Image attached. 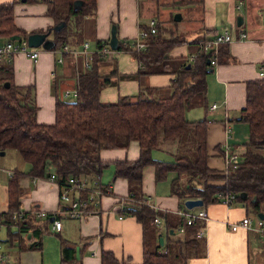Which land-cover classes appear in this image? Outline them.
I'll return each mask as SVG.
<instances>
[{
  "label": "trees",
  "instance_id": "1",
  "mask_svg": "<svg viewBox=\"0 0 264 264\" xmlns=\"http://www.w3.org/2000/svg\"><path fill=\"white\" fill-rule=\"evenodd\" d=\"M43 1L55 24L64 22L58 29L50 27L44 30H49L48 37L55 44L53 48L81 41L85 31L82 25L85 19L94 17L96 0ZM170 2L180 6L202 0ZM37 31L43 32H32ZM29 33L14 24L13 2L0 3L2 41L13 35L26 37ZM183 40L163 36L158 30L146 39L144 49H132L131 40H118L117 50L128 51L139 63L137 71L131 76L138 79L151 73L167 72L174 77L167 95L157 94L156 87L141 85L134 96L124 95L105 103L99 99L100 90L114 83L116 68L114 66L108 74H99L98 70L110 54L99 52L108 45V41L96 40L94 53H82L88 65H84L86 68L76 75L77 96L68 100L53 90L52 123L36 120L35 86L14 83L12 63L0 62V151L16 149L21 158L30 163L29 175L48 178L50 173H54L58 188L70 175L95 177L108 163L100 159V149L125 148L130 141H137L138 157L135 160L114 161L113 175L124 177L128 182V194L123 198L120 211L134 216L141 224V264H186L189 255L203 247L205 240L204 236L197 235L203 227L202 221L186 224L181 215L173 218L175 214L169 213L164 215L167 239L164 238L162 244L159 239L156 242L153 217L161 212L146 202L147 197L142 191V170L146 165L154 167L155 180L169 178L171 191L177 194L181 203L186 198L196 197L208 203L218 200L217 192H232L236 194L235 201H240L247 209L255 213L264 212V154L260 150L264 147V76L246 82L245 104L239 116L248 124L245 152L236 164L229 165L227 169L210 167L207 163L208 119L188 120L184 111L196 96L205 97L206 75L209 72L207 59L211 52H198L192 62L170 57L169 49ZM190 44L196 46L194 52H197L196 39ZM187 63H190L189 67H186ZM170 140L176 141L172 159H154L152 150ZM21 189L17 175H12L6 187L8 209L1 212V222L8 228L15 227L10 237L16 235L18 244L30 232V242L23 247L40 248L41 236L48 230L49 216H39L35 209L16 210ZM243 191L246 196L241 199L239 193ZM14 211L18 213L15 219L12 218ZM179 225L184 227V232L175 237L174 231ZM160 247L165 248V252H159ZM60 253V264H72L73 247L65 240L61 243ZM5 264L18 262H8L7 259ZM100 264H118V261L110 250L102 249Z\"/></svg>",
  "mask_w": 264,
  "mask_h": 264
},
{
  "label": "crops",
  "instance_id": "2",
  "mask_svg": "<svg viewBox=\"0 0 264 264\" xmlns=\"http://www.w3.org/2000/svg\"><path fill=\"white\" fill-rule=\"evenodd\" d=\"M10 1L13 2V22L25 32L44 31L54 26L55 20L48 13L45 1L0 0V3ZM163 2L169 4L167 1ZM158 4L156 0H96L94 17L85 19L82 25L85 30L83 39L77 43L66 44L79 51L82 48V41L86 40L87 52L94 53L97 49L96 40L108 41L113 24L118 40H132L137 35L139 27L148 18L153 17L151 13L155 12ZM186 5L189 6L187 9L189 13L181 11V19H188L187 24L190 26L186 28V33L199 32L194 38L196 40L203 36H211L223 27H235L247 34L244 39H234L219 46L216 63L206 75V93L205 97H201V105L190 109L192 106L189 104L184 111V116L188 120L208 119L207 163L210 167L222 169V148L226 140L225 123L231 128L227 140L231 151L241 157L247 147L248 124L239 119V116L240 109L245 104L246 82L261 78L260 70L264 74V0H202ZM238 14L242 16L240 25L236 24ZM169 35L180 38L171 33ZM192 40L184 39L175 44L169 49L168 55L188 61L189 55L196 48L194 44H190ZM123 52L130 56L119 54ZM109 56L98 70L99 74H108L114 66L116 73L114 83L101 88L99 94L101 102H111L124 95L132 97L141 85L156 87L159 95H167L170 92L169 85L174 74L151 73L137 79L131 75L137 71L139 63L128 51L114 50ZM56 57L57 54L51 49L40 47L35 61L23 52L13 53L10 61L13 66L14 83L35 86V100L38 105L36 120L40 123L54 121V91L62 97L64 89L75 87L77 73L86 68L82 52L77 54L67 52L61 62H57ZM124 58L129 62L134 61L135 64L125 65ZM53 70L54 74H51ZM213 103L217 106L210 110L209 106ZM187 112L190 113V117L186 115ZM175 145L174 140L164 141L158 148H167L166 151L170 153L172 159ZM138 154L139 146L134 140L125 148L100 149V159L108 163L103 166L96 181L101 186L109 188V192L101 196L97 212L84 219L61 216V228L58 231L50 228L49 220L48 230L41 236L40 248L23 247L30 242V232H27L18 244L16 235L10 237L15 227H6L1 222L0 215V250L8 262L60 264L61 243L65 240L73 247L72 264H100L102 249L110 250L118 264H141L143 253L141 224L134 216L120 211L121 199L128 194V182L124 177L113 175L114 161L135 160ZM17 159L14 170H0V214L8 209L6 187L12 175H17L18 184L22 188L16 210L40 209L52 214L58 207L57 183L47 178L29 175L30 163L26 161L25 164L21 156L20 158L17 156ZM8 171H12V174ZM167 179L155 180L152 165H146L142 170V191L148 202L161 212L157 215L162 221L154 222L156 242L159 236L163 239L167 237L164 215L172 213L175 214L174 216L171 214L175 218L176 211L184 208L177 194L171 191L170 180L168 182ZM199 207L205 209L209 217L203 234L204 245L196 253L189 255L186 264H264V233L244 227L233 230L224 221L225 219L238 221L245 215L257 213L247 209L240 201H234L226 206L216 200L203 203ZM174 235L178 237L181 233L178 236L175 233Z\"/></svg>",
  "mask_w": 264,
  "mask_h": 264
},
{
  "label": "built area",
  "instance_id": "3",
  "mask_svg": "<svg viewBox=\"0 0 264 264\" xmlns=\"http://www.w3.org/2000/svg\"><path fill=\"white\" fill-rule=\"evenodd\" d=\"M241 1H239L238 7H240ZM158 19L156 17H150L147 21L139 27L137 35L131 40L132 49H144L146 39L155 34L157 31ZM247 37V34L244 30L237 29L235 27H223L220 31L216 32L211 36H203L196 40V45L198 47L197 52H193L189 55L188 61H194L196 55L200 51H205L206 53L211 52V56L209 59L210 67L216 63V54L219 46L222 43H229L232 40H240ZM38 47H32L28 45L27 38L21 35H18L17 38L11 39L8 38L4 41H0V62L2 61H11L12 54L15 52H23L34 61L37 60L39 55ZM88 48V41H84L82 43V48L79 51H76L68 46V44H63L61 47L51 49L52 52L57 54L56 61L61 62L63 60L65 53L77 54L79 52L86 53ZM124 51V50H122ZM102 55L111 54L112 49L109 45L104 46L99 50ZM127 52V51H126ZM84 65H88L87 59L84 62ZM54 74V70L51 72ZM259 75L263 76V71H259ZM78 94V83L76 81V85L72 89H64L62 92V97L68 100L73 99ZM216 104L213 103L209 106L210 110L216 108ZM231 128L225 123L224 124V132L226 135V140L224 143V148H222V158H223V168L227 169L229 165H234L239 161V157L231 151L230 145L227 140L230 136ZM12 174V171H8ZM96 177L90 176H68L63 185H60L58 190V207L52 212V214H47L45 210L35 209L39 216H53L52 221L50 222V228L52 230H60L61 228V216H66L70 218H78L84 219L87 216L96 213L98 210V204L101 196L109 192V188L101 186L97 181ZM50 181L57 182L56 176L54 173H50L47 178ZM58 184V183H57ZM217 199L229 206L231 203L235 201L236 194L232 192H217ZM121 199V206L122 208ZM147 203L148 200L146 201ZM150 204V203H149ZM153 206V205H151ZM154 207V206H153ZM177 214L181 215L184 218L186 224H192L198 220L203 222V227L199 229L197 235L204 236V229L206 226V222L208 221V215L205 209L201 207H193L187 208L184 206L182 209H178ZM18 215L17 212H12V218H16ZM122 217V215H119ZM153 221L155 223H160L161 217L159 215H155L153 217ZM227 226L230 229H237L238 227L244 228H254L255 230L264 233V218L255 214L254 219L251 215H245L238 221H231L228 219L224 220ZM180 233L184 232V227L179 225L175 228ZM1 248V243H0ZM159 252H165V248L160 247ZM7 258L5 254L0 250V264H5Z\"/></svg>",
  "mask_w": 264,
  "mask_h": 264
},
{
  "label": "rangeland",
  "instance_id": "4",
  "mask_svg": "<svg viewBox=\"0 0 264 264\" xmlns=\"http://www.w3.org/2000/svg\"><path fill=\"white\" fill-rule=\"evenodd\" d=\"M157 2H159L158 4V8L155 10L154 13H151V15H153V17H156L158 19V28L157 30L160 31V33L163 36H170L169 34L171 33V35H178L181 39H193L196 38L199 34L198 31H190L188 33H186V28H189V24L188 23V19L187 18H183L178 20L177 22L173 20V16L175 13L183 11L184 13L188 14L189 12L187 11L188 7L186 4H182V5H176V4H172L170 2V0H163V1H167L169 2V4L164 3L162 0H156ZM183 8V9H182ZM166 10V12H165ZM182 15V14H181ZM50 36V34L48 35ZM41 46H39L37 49L39 50ZM89 50H91L89 48ZM119 54H125L127 57H129L130 55L128 53H119ZM123 63L125 65H129L130 66L134 65L135 62H129L127 61L126 58H124ZM201 97L202 95L196 96L190 103L189 106H192L190 109H192L194 106L195 107H199L201 104ZM199 105V106H197ZM187 116L190 117V113H186ZM167 148H155L152 150V157L154 159H161V160H171V156L170 153L168 154L166 151ZM4 153L0 154V170H5V169H10V170H14L16 165H17V156L18 158H20L19 153L16 149L13 148H9L3 150ZM261 153L264 154V148L261 150ZM17 154V156L15 155ZM24 162V161H23ZM26 162V161H25ZM27 164V162L25 163ZM169 182V178L167 179ZM6 181V180H5ZM0 184H1V180H0ZM0 194H1V185H0ZM184 204V203H183ZM252 218L254 219L255 214L251 215ZM179 231L176 229L175 230V234L176 236L179 235ZM6 247V245H5ZM11 260V259H10Z\"/></svg>",
  "mask_w": 264,
  "mask_h": 264
},
{
  "label": "water",
  "instance_id": "5",
  "mask_svg": "<svg viewBox=\"0 0 264 264\" xmlns=\"http://www.w3.org/2000/svg\"><path fill=\"white\" fill-rule=\"evenodd\" d=\"M181 17H182L181 13L177 12L174 14L173 20L178 21L181 19ZM63 23L64 22H61L59 24H54V26H52V28L58 29L63 25ZM241 23H242V16L238 14L236 16V24L240 25ZM48 35H49V30L43 31V32H38V31L37 32H31L26 36L28 45L32 46V47L41 46V48H44V49H52L55 44H54V41L50 37H48ZM17 36L18 35H13V36H10L9 38L14 39V38H17ZM108 45L113 50H117V48H118V37L116 35V27L114 24L111 26V32H110V37L108 40ZM207 64H208L207 70L211 71L212 67L209 66V59H207ZM189 66H190V63H187L186 67H189ZM5 86H8V82H5ZM3 153H4V151L1 150L0 154H3ZM239 196L241 199H243V198H245L246 193L244 191L240 192ZM183 203H184V206L187 208L199 207V206L203 205V201L199 197L186 198ZM257 215L264 218L263 212H257ZM52 219H53V216L49 217L50 221H52ZM171 233H173L172 230H171ZM158 239H159V243L162 244L163 243V237L159 236Z\"/></svg>",
  "mask_w": 264,
  "mask_h": 264
}]
</instances>
